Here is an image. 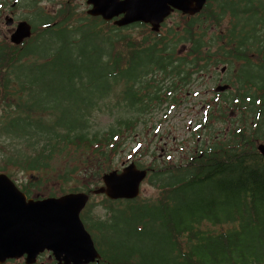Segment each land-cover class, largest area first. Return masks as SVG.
<instances>
[{"label":"trees","instance_id":"16d2710c","mask_svg":"<svg viewBox=\"0 0 264 264\" xmlns=\"http://www.w3.org/2000/svg\"><path fill=\"white\" fill-rule=\"evenodd\" d=\"M251 3L255 26L264 6L262 0ZM226 4L220 0V12L228 10ZM204 10L209 15L216 12L210 3ZM58 23L45 31L69 33L73 45L85 36L107 45L100 57L108 65V75L120 77L126 105L121 106L118 100L101 102L94 113L67 115L63 106L40 100L43 85L36 88L29 75L32 70H37V75L59 70L61 77L79 80L77 69L86 61L85 51L64 44L50 52L35 51L29 48L33 40L20 49L0 46V171L15 181L18 171L27 172L30 176L17 183L29 196H34L36 189L35 196L71 190H85L92 196L94 188L103 183V173L118 168L115 154L123 146L124 133L147 116L148 107L142 105L147 101L141 93L153 80L149 72L156 63L152 62L173 58L172 52L183 41H216L213 36L211 41L205 40V27L200 36L185 30L175 40L157 32L160 40L153 47L144 43L143 49H133L126 40L121 42L119 31L108 21L96 20L84 29L69 21ZM103 23L110 24L107 31L100 27ZM98 50V44L90 46L89 57ZM97 75L106 74L99 71ZM83 78L94 83L90 74ZM69 92L74 95L72 89ZM160 95L154 89L150 101ZM77 99L86 104L83 98ZM237 104L259 107L256 100ZM104 107L118 114L123 108L134 110L137 115L120 114L109 128L93 130V120ZM241 119L219 153L211 150L201 158L196 153L197 158L190 162L151 165L148 178L159 188V197L143 200L139 194L114 199L103 193L100 214L93 213L95 207L89 201L82 217L101 252V258L89 264H264V154L256 146V139H264V114H243ZM224 147L225 151L221 150ZM136 163L146 167L139 160ZM47 184L49 193L41 192ZM121 214L127 217L123 222ZM45 264H56V260L51 258Z\"/></svg>","mask_w":264,"mask_h":264},{"label":"flooded vegetation","instance_id":"af4514ba","mask_svg":"<svg viewBox=\"0 0 264 264\" xmlns=\"http://www.w3.org/2000/svg\"><path fill=\"white\" fill-rule=\"evenodd\" d=\"M94 1L57 0L58 9L56 7L57 10L51 12L61 15L62 18L84 15L96 20L108 21L119 31L122 37L121 42L126 40L133 49H143L141 45L144 43L153 47L155 42L160 40L157 32L175 40L183 35L185 30L200 36L207 27L205 40L211 41L213 36L216 42L193 43L192 40L180 42L176 50L172 52L173 58L152 62L156 63V68L149 72V77H153V80L147 88H143L141 93L142 99L147 101L142 103L145 108L148 107L147 114L157 109L162 111V115L200 116V119L191 120L192 129L205 128L212 137L206 147L200 146L197 149L196 153L200 154V158L211 150L219 153V147L233 133L235 134L236 112H241L240 115L264 114V106H262L264 105V12L258 13L261 20L253 26L251 0H224L228 7L226 12H220L218 5L220 0H206L202 8L196 12H185L175 8L161 22L159 30L153 28L152 22L143 19L124 22L126 16L124 10L110 19L102 14H94L92 12L95 6ZM37 2L41 5V0H0L1 47L24 48L30 40L39 41L45 29L59 24L61 20L58 16L53 19L55 15L44 14L42 10L35 11L34 15L32 12L19 11L21 6L27 7ZM262 2L264 6V0ZM208 3L214 5L216 10L211 15L204 10ZM65 11L70 13L66 14ZM175 14L185 19L183 24L178 28L168 27L166 33L161 32L167 19ZM193 20L198 22L190 27ZM24 21L31 24L32 33L22 42L17 43L12 36ZM223 34L227 37L223 38ZM225 39H228L229 43H224ZM181 46L182 49H180ZM155 80L157 81L153 84ZM154 89L160 91L161 95L153 97L150 101V95L153 94ZM248 100H256L259 107L250 108V106L243 107V104H237V101ZM223 123L226 125L224 126ZM192 131L199 133L196 130ZM198 137H200L199 134ZM260 142H264V139H256L257 147ZM228 146L232 147L230 144ZM221 150L225 151V147ZM196 153H189L186 157L188 160L197 158ZM47 253L54 258L52 252L46 250L33 263L27 262L25 253L9 257L0 261V264H45V261L42 262L43 257L40 258V256L44 254L45 257Z\"/></svg>","mask_w":264,"mask_h":264},{"label":"water","instance_id":"95a60500","mask_svg":"<svg viewBox=\"0 0 264 264\" xmlns=\"http://www.w3.org/2000/svg\"><path fill=\"white\" fill-rule=\"evenodd\" d=\"M206 0H95L92 12L110 19L126 11L125 21L143 19L159 30L161 22L175 8L199 11ZM32 33L24 21L12 39L20 43ZM264 154V142L258 144ZM149 169L135 160L121 169L103 173V183L93 192L110 198H135ZM91 194L71 190L58 195L29 196L5 171H0V261L27 254V262L37 261L40 253L51 251L57 264H89L101 258L95 239L81 215Z\"/></svg>","mask_w":264,"mask_h":264},{"label":"rangeland","instance_id":"374dc122","mask_svg":"<svg viewBox=\"0 0 264 264\" xmlns=\"http://www.w3.org/2000/svg\"><path fill=\"white\" fill-rule=\"evenodd\" d=\"M39 4L40 3L37 2L31 5L32 7L21 6L19 11L21 13L32 12L34 15L35 11L42 10L44 14L49 13L55 15L53 19L58 16L60 20L64 22L69 21L70 24L78 25L80 29L87 27L88 24L96 22L94 18L84 15L80 17L62 18L61 15L52 13L51 11H56L58 9L57 0H41V5ZM41 15L44 16L43 14ZM184 21L185 19L181 15L175 14L167 19L161 32L166 33V29L170 26L178 28ZM100 27L104 28L103 31H107L106 28H110V24L103 23ZM79 35L80 33L77 32L76 36ZM68 38L69 33H61L51 29L43 32L39 41H33L29 46L31 50L50 52L54 50V47L64 44L73 50L79 48L83 49L85 51V56H87L85 63L80 64L77 69L80 76L79 80H75L70 76L61 77L63 75L60 74L59 70H50L45 72L46 74L41 72L38 75L37 70H32L29 79L32 80L36 88L43 85L40 92V100L42 102H52L63 106L67 115L76 117H81L86 113H94L97 109V105L101 102H114L118 100L121 102V106H125V96L120 77L117 78L108 75V65L104 63L100 57V54L107 49V45L104 42H101V44L97 43L92 36L83 37L77 45H73ZM96 43L99 46L98 53L90 58L89 47L97 46ZM180 49H182V46ZM63 56L65 55L63 54ZM99 71H104L106 75L104 77L98 76L97 74ZM85 74L92 75L94 79L92 85L88 83V79L83 78ZM69 89L74 91V95H70ZM77 97L83 98L86 104H82ZM240 113L241 112H236L234 115L236 119V129L239 128L237 124L242 121L241 118L243 115H240ZM120 114L123 116L137 115L134 110L130 111L124 109H121ZM120 114L109 112V110L104 107L103 112H100L98 117L93 120L92 129L104 130L109 128ZM146 115L143 121L140 120L136 126L130 127L131 129L124 133L125 141L123 146L121 150L115 154L114 162H116L118 168L121 169L126 163L132 160H139L145 164L147 168H151L153 164H164L176 160L188 162L189 160L186 157L187 154L196 153L200 146L206 147L207 144L210 143V139H212V137H210V132L205 128L192 129L191 120L200 119V116L162 115V111L157 109L152 111L149 116L148 114ZM253 120L252 118L250 119L251 122ZM223 125L225 126L226 124L223 123ZM192 130L199 131L198 134L200 137ZM29 176L27 172L18 171L16 174V181L20 182L22 178H28ZM148 177L149 172L142 183L140 195L143 200L157 198L161 193L159 188L149 181ZM39 190L43 193H49L50 185H42ZM37 191V189L34 190V194L32 195H35ZM102 198L103 194L93 192L90 201L93 203V207H95L94 214H100V212L103 211ZM125 219H127V217L121 214L122 222ZM49 254L50 253H47L45 257L44 254L40 256V258L43 257L42 262L50 260L51 256Z\"/></svg>","mask_w":264,"mask_h":264}]
</instances>
